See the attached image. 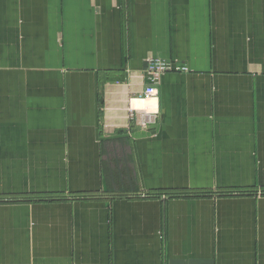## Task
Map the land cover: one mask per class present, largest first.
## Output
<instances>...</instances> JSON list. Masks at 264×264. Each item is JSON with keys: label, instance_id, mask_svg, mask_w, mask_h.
<instances>
[{"label": "crops", "instance_id": "1", "mask_svg": "<svg viewBox=\"0 0 264 264\" xmlns=\"http://www.w3.org/2000/svg\"><path fill=\"white\" fill-rule=\"evenodd\" d=\"M0 172V264H264V0H0Z\"/></svg>", "mask_w": 264, "mask_h": 264}, {"label": "built area", "instance_id": "2", "mask_svg": "<svg viewBox=\"0 0 264 264\" xmlns=\"http://www.w3.org/2000/svg\"><path fill=\"white\" fill-rule=\"evenodd\" d=\"M189 72L190 71L186 66L176 61L165 60L159 57H149L146 60L147 85L142 93L143 97L140 101L152 104V108L144 109L146 114L145 116L140 117V114L138 113V105L140 104V101H138L137 99L133 100L129 107L131 119L137 120L138 123L144 128L156 125L158 112L156 110L152 111V109L153 106L155 107V105H157L158 103L159 86L162 77L168 73L188 74Z\"/></svg>", "mask_w": 264, "mask_h": 264}, {"label": "rangeland", "instance_id": "3", "mask_svg": "<svg viewBox=\"0 0 264 264\" xmlns=\"http://www.w3.org/2000/svg\"><path fill=\"white\" fill-rule=\"evenodd\" d=\"M26 163H27V160H26ZM21 164H22V161H21ZM24 169V168H23ZM7 172V171H6ZM7 174V173H6ZM16 174H17V177L20 175V169H18V170H16ZM0 175H2V172H0ZM169 194V196H191V195H193V194H190V193H181L180 195H172V193H168ZM237 194V193H236ZM240 194H243V193H240ZM154 196H160V198L161 197H169L168 195H166V194H163V193H161V194H158V195H154ZM198 196V195H197ZM201 195H199V197H200Z\"/></svg>", "mask_w": 264, "mask_h": 264}, {"label": "bare ground", "instance_id": "4", "mask_svg": "<svg viewBox=\"0 0 264 264\" xmlns=\"http://www.w3.org/2000/svg\"><path fill=\"white\" fill-rule=\"evenodd\" d=\"M139 106V105H138Z\"/></svg>", "mask_w": 264, "mask_h": 264}]
</instances>
